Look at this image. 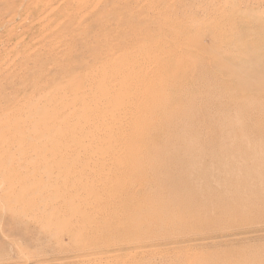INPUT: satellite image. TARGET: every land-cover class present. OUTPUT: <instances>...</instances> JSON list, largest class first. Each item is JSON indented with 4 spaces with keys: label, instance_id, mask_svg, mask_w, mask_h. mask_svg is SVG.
Here are the masks:
<instances>
[{
    "label": "rangeland",
    "instance_id": "rangeland-1",
    "mask_svg": "<svg viewBox=\"0 0 264 264\" xmlns=\"http://www.w3.org/2000/svg\"><path fill=\"white\" fill-rule=\"evenodd\" d=\"M0 264H264V0H0Z\"/></svg>",
    "mask_w": 264,
    "mask_h": 264
},
{
    "label": "bare ground",
    "instance_id": "bare-ground-1",
    "mask_svg": "<svg viewBox=\"0 0 264 264\" xmlns=\"http://www.w3.org/2000/svg\"><path fill=\"white\" fill-rule=\"evenodd\" d=\"M262 51V50H261ZM158 52V51H157ZM151 53L152 52H147V53H143L140 57L142 58V59H145L146 57H148V58H150L152 61H157V63H159L160 62V60H163L165 57L166 58H170L171 57V54H172V52L171 51H168V52H162V53H159V54H156V53H152V55H151ZM252 57V56H251ZM261 58V57H260ZM252 59V58H251ZM254 59V58H253ZM252 59V60H253ZM123 61V60H122ZM226 61V60H225ZM249 61H250V59H249ZM261 61V60H260ZM121 62V61H120ZM229 62V61H228ZM154 63V62H153ZM118 64V63H117ZM228 64V63H227ZM120 65V64H119ZM261 65V64H260ZM132 66V65H131ZM116 67V66H115ZM162 71H164L165 69H166V67H168V69L169 70H171V71H177V70H179V69H182V66H180L179 64L177 65V64H169L167 61H166V63L165 64H163L162 66ZM187 67H189V66H187ZM125 71V70H124ZM133 71V70H132ZM239 71V70H238ZM186 72V71H185ZM231 72H232V74L233 73H235V71L234 70H231ZM241 73V72H240ZM144 74V73H143ZM151 74V73H150ZM184 75V74H183ZM182 75V76H183ZM235 75H237V78H238V83L239 84H241L242 86H243V88H242V90H246V89H248V83H247V81L246 80H244L243 78H241L238 74H235ZM139 76V75H138ZM149 76V75H148ZM182 76H181V78H177L178 80H166V83L164 84V86H161L160 88H155L156 86H153V85H150L149 84V81H147V79H146V83L147 84H145V93L144 94H148V93H157V92H166V90L167 89H171L172 87H175L176 85H178V84H181V83H183L184 81H185V77L184 78H182ZM146 77V76H145ZM187 77V76H186ZM239 79H242L240 82H239ZM133 80H135L134 78H133ZM140 80H145V79H142V78H140ZM248 80V79H247ZM151 81H152V79H151ZM188 81V80H187ZM133 84H134V82H132ZM144 83V82H143ZM187 83V82H186ZM237 83V87L239 88L240 86H239V84ZM132 85V84H131ZM182 85V84H181ZM142 86V85H141ZM140 86V87H141ZM173 89V88H172ZM182 89V88H181ZM168 91V90H167ZM172 93V92H171ZM176 93H177V91H176ZM158 94V93H157ZM175 95V94H174ZM178 96V95H177ZM169 96H168V94H167V99H169L168 98ZM171 97H172V95H171ZM164 98V97H163ZM174 98V97H173ZM167 99H163L165 102H167L168 100ZM170 100V99H169ZM172 100V99H171ZM177 101V100H176ZM175 101V102H176ZM168 103V102H167ZM167 103H163V106L166 108L167 107ZM154 104V103H153ZM127 105V104H126ZM161 104H160V102L159 103H156L155 104V106H154V108L155 107H158V106H160ZM245 106H248V103L246 104V102H244V104H243V109L245 110L244 112L246 113V112H248V110H246L244 107ZM161 107H162V105H161ZM128 108V107H127ZM133 110V109H132ZM176 110V109H175ZM137 111L139 112V115L136 117V118H134V121H136V122H143L144 121V118H143V115H142V113H141V111H140V109L138 108L137 109ZM166 115H165V121H164V123L165 124H170V122H172L173 120V113H172V111H170L169 110V108H168V111H167V109H166ZM150 117V116H149ZM154 118V117H153ZM163 120L161 119L160 120V122H162ZM155 122H159V118L158 119H156L155 120ZM135 125V124H134ZM155 125V124H154ZM157 125V124H156ZM158 126H160V125H158ZM154 128H155V126H154ZM154 133V131H151L150 132V136L152 135ZM154 136V135H153ZM152 136V137H153ZM155 138V136L153 137V138H151V139H154ZM118 141H122L123 140V142H126L127 144H129V146H132V147H134L136 150L137 149H139V150H141L142 148L141 147H143V145L141 144L142 142L141 141H139L137 138H133V135L132 134H120V135H118ZM142 140V139H141ZM129 142V143H128ZM145 146V145H144ZM147 148H148V145L146 146ZM150 150H151V152L153 153L154 151H155V147L153 146V147H151L150 148ZM135 151V150H134ZM136 152V151H135ZM133 159H126L125 157L123 158V163L126 165V166H134V167H136L135 165H138V162L139 161H137V158L136 157H132ZM134 167H132V168H134ZM194 167L195 166H192L190 169H194ZM122 169H124L125 168V166H122L121 167ZM122 169H119V170H122ZM123 171V170H122ZM131 174V173H130ZM120 176V175H119ZM132 178V177H131ZM144 177H134V179L131 181V183H133L132 185H138L139 187H140V189L141 190H144V188H145V185H144V179H143ZM130 182V181H129ZM172 183H177V181L174 179V180H172L171 181ZM148 187H149V185H148ZM125 194H126V192H125V190L123 191ZM128 193V192H127ZM142 193V192H141ZM152 194V193H151ZM156 194H158V193H156ZM128 195V194H127ZM148 195V194H147ZM177 195V194H176ZM125 195H123V199L125 200L124 202L125 203H127V200H128V196L127 197H124ZM136 197L138 198L137 199V202H135V204H137L136 205V208L138 209V210H140V206H139V202L140 201H142L143 199H140V197L139 196H137L136 195ZM176 199H177V197H175ZM174 198V199H175ZM133 199V198H132ZM161 199H162V197L161 196H159V194L158 195H153V196H151V197H149L148 198V201L149 202H152V201H161ZM144 200H146V199H144ZM132 201V200H131ZM139 201V202H138ZM168 201H172V199L171 198H168L167 200H166V202H168ZM147 202V201H146ZM117 203V202H116ZM124 203V204H125ZM123 204V203H122ZM217 208L218 209H223L224 208V205H221V206H217ZM180 211H183V209H180ZM110 215V214H109ZM112 216V215H111ZM143 234H145L144 236H146V235H148V233H139V232H132L131 233V235L134 237V236H137V237H144V236H142ZM223 236H226V235H220V238H222ZM215 237V236H214ZM132 239V238H131ZM144 239H146V238H144Z\"/></svg>",
    "mask_w": 264,
    "mask_h": 264
}]
</instances>
